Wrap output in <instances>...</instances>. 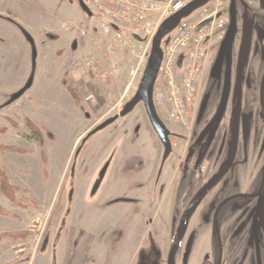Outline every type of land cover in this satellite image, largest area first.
Wrapping results in <instances>:
<instances>
[{
    "label": "rangeland",
    "instance_id": "rangeland-1",
    "mask_svg": "<svg viewBox=\"0 0 264 264\" xmlns=\"http://www.w3.org/2000/svg\"><path fill=\"white\" fill-rule=\"evenodd\" d=\"M82 1L91 16L84 12L80 0H0V129L6 131L4 126L15 127L13 132L18 136L14 139L20 143L23 130H30L26 120H31L41 131L43 143L46 142V148L38 157L43 160L46 172L44 192H37L34 180L28 184L29 190H20L10 183L17 188L14 198H9L7 208L0 205L5 210L0 214V264H72L74 260L75 264H167L183 211L226 160L231 132V94L238 72L240 40L244 37L242 27L252 28L253 36L246 48L247 74L252 82L246 87L243 114H258L255 94L264 69V51L256 46L254 33L255 27L264 20V12L257 0H231L240 7L239 22L233 34L236 40L228 33V23L223 28L224 34L222 28L218 29L211 38L206 37L196 51L182 50L171 70L162 64L154 99L160 117L172 132L173 143L171 154L164 159V147L151 128L142 103L128 116L119 115L140 84L151 52L150 35H137L140 37L137 39L129 25L127 28L118 25L115 30L108 15L102 14L101 6L108 1ZM218 2L220 6H216ZM230 3L229 0H211L194 13L195 16L203 12L207 15L218 7L226 24L230 18ZM107 30L109 39L103 48L117 57L113 63L105 65L98 59L104 49L98 54L96 37ZM90 34L95 39L90 44L83 42ZM34 38L54 42L63 39L68 54L73 53L70 57L86 62L92 79L95 67V75L105 76L112 88L116 84L120 86L116 101L95 103L89 128L74 147V140L84 127L85 115L62 93L60 63L55 64V69L48 66L47 72H36V44L30 43ZM48 48L46 55L50 61L54 43ZM215 59L220 62L218 70L213 68ZM63 83L80 96L68 81L64 79ZM27 90L33 96L28 100ZM225 97L226 108L220 114ZM101 108H107V113L102 114ZM29 117L52 128L54 134L49 130L43 133ZM100 134L96 141L95 136ZM34 136L31 132L28 139L36 140ZM20 144L28 147L33 157L36 145ZM91 144L94 148L90 153L87 148ZM99 148L103 149L102 159L98 158ZM16 150L24 152L20 148ZM47 151L52 158V175L66 157L59 182L46 171ZM238 170L237 163L189 214L175 264H216L215 208L222 198L236 191H247L251 184L241 182L233 189L232 175ZM123 173L130 175L126 179L135 181L133 190L119 177H124ZM124 194L136 195L128 198L122 196ZM173 196L170 223L168 205ZM151 205H155V211H149ZM248 205L244 202L241 208L234 209L236 215L225 210L221 216L222 264H264V211L255 209L253 203V208L251 203ZM246 207L251 217L246 218ZM139 217L146 222L148 218L154 221L153 228L146 231ZM248 235L255 244L245 242Z\"/></svg>",
    "mask_w": 264,
    "mask_h": 264
},
{
    "label": "crops",
    "instance_id": "crops-1",
    "mask_svg": "<svg viewBox=\"0 0 264 264\" xmlns=\"http://www.w3.org/2000/svg\"><path fill=\"white\" fill-rule=\"evenodd\" d=\"M55 17H56V15H55ZM102 24L104 25V23H102ZM112 25L115 28V30L118 29L116 27L118 25H114V24H112ZM108 33H109V31L107 30V31H101V33L97 34L96 38H98V41H96V43L99 44L98 49H100L98 51V54L101 53V50L104 49L103 45L105 44V41H107V39H109ZM31 34L33 35V32H31ZM34 39L35 40L32 39L34 42L32 43L30 41V43L36 44V50L34 52V54H35L34 63H36V66H35V64L33 65L36 68V72L37 71H39L38 73L47 72L49 70L48 66L55 69L56 68L55 64L60 63L58 72H59V80H60V87L62 88V93L64 94V97H66L67 99H70L72 101V103L74 104V107L76 108V110L78 112L85 115L84 127L82 128L79 135L76 136L74 143H73V147H74V145L78 142V140L81 138V136L84 135L89 128L87 126L93 117L91 112H92V109L95 107V103L100 104L102 102H107V101L108 102L116 101L118 99L117 97L120 94V91H119L120 86L118 84H116L114 86V88H112L111 82L105 76L98 77L97 75H95L97 73L95 67H93L94 68V78L92 79L91 75L88 73L86 62H84L83 60H80L78 58L70 57L73 55V53L70 52L68 54V50L63 46V39H59V41H57V42L47 41L46 38L44 40L42 38H39V39L34 38ZM80 39H82V37ZM94 39H95V36H92L90 34L89 37L83 38V42L86 41L87 44H90V42ZM51 42L54 43V48H53L52 53H51L52 59L49 61V60H47L46 53L49 52L48 47H49ZM61 50H63V52L59 53ZM103 51H104V53H106L107 56L104 53L102 54V56H98L99 57L98 59H100V61L102 60L101 63L103 64L105 62V65H106V63H109V64L113 63V61L115 60V58L117 56H113V53L112 54L107 53L105 49ZM94 55H95V61L97 62L98 61L97 56L95 53H94ZM32 67H31V70H33ZM64 79L66 81H68V84L71 87L76 89V91L77 90L79 91L80 96H75L70 92V90L67 88V86H65V84L63 83ZM33 86H34V84L31 85V87L29 89H31ZM28 90L26 91V92H28V96H29L27 98V100L29 98L33 97L32 94H30V91H28ZM26 92H25V94H26ZM122 98H123V95H121L120 100ZM30 119H32V118H30ZM33 121L41 127V130L43 131V133L45 132V130H49L54 134L53 129L46 126L44 123H41V122L35 121V120H33ZM4 127L7 130L4 131L2 134H0V166H1L2 170L9 177L10 183L12 185L18 187L20 190L21 189H26V190L31 189L28 184H30L34 180L35 184H36L35 189H37V192L42 191L41 192V194H42L44 192L42 189V186L45 182V173L46 172L44 171L45 167H44L43 160L41 161V159H38V157H39L42 149L44 150V148H46V142H45V144L42 143L43 144L42 145V144H39V142L37 140L28 139L29 137H31L30 130H28V131L23 130L24 131L22 133L23 135L20 136V138L21 137H23V138L20 139V143L29 144V142H31L33 145H36L37 150L35 151V153L33 154V157H32L31 156L32 152H30L31 150L28 149V147L23 146L20 143H17V141L15 140V139H17L15 136L16 135L18 136V133L13 132L16 130L15 127H11L10 125L4 126ZM12 133H14V134H12ZM132 134H134V133H132ZM100 137H101V134L98 136H95L96 141L98 139H100ZM117 142H118V140L116 141V143ZM44 145H45V147H44ZM92 145L93 144H91V147L87 148V150L90 151V153L92 152V150L94 148V147H92ZM12 148H14V149H12ZM18 148L24 150V152L20 153L19 151L16 150ZM99 149H100L99 150L100 153L98 154V158L100 159L101 151H103V149L102 148H99ZM14 151H17V152H14ZM34 155H36V156L34 157ZM46 156H47V160L45 162L46 171L48 173L51 172V174L49 176L50 177L53 176L55 178L54 179L55 182L56 181L59 182V180L61 178V173L63 171L62 167H64L66 164V157H65V161H63L60 168L57 169L56 171H54L53 175H52V169H50V167L52 168L51 154H49V152H48V153H46ZM106 157H104L103 160L106 159ZM101 159H102V157H101ZM94 164H96V163H94ZM96 165L98 166L99 164H96ZM100 165H102V161L100 162ZM108 172H109V168H108ZM123 175H124V177L123 176H119V177L124 180L125 184L128 183V185H131V190H133L132 185L135 181H131V180L126 179L127 176H130V175H127L126 173H123ZM39 177H40V180H39ZM128 185L126 186L127 188H128ZM125 195L128 198H135L134 196L136 194H133V195L124 194L122 196H125ZM8 202H10V199L7 198V196L1 192L0 193V205L3 206V208H7ZM174 202H175V199L173 196L171 199V202H170L171 204L168 205V210H169L168 214H169L170 223L172 221L171 216L173 214ZM121 208L124 210L123 207H121ZM148 209H149V211L151 209L155 211V205H151L150 207H148ZM139 220L142 221L143 224L141 226L142 227L144 226L143 228L146 231H149L151 229V227L153 228V225L155 223L154 221H150L149 218H148L147 222L143 219V217H139ZM135 228H136V226H135ZM72 264H75V260L72 262Z\"/></svg>",
    "mask_w": 264,
    "mask_h": 264
},
{
    "label": "flooded vegetation",
    "instance_id": "flooded-vegetation-1",
    "mask_svg": "<svg viewBox=\"0 0 264 264\" xmlns=\"http://www.w3.org/2000/svg\"><path fill=\"white\" fill-rule=\"evenodd\" d=\"M229 1L231 2L229 4V10H230L229 12H230V14H228L230 16V18H229V22H227L225 24V26H227V24L230 23L229 27H228V33H229V35L231 34V36H233V34L236 33L237 22H239L240 15L237 14V13H238V10L240 9V7L238 6V4L236 2H233L231 0H229ZM257 2H258V7L264 12V8L261 7L260 1L257 0ZM255 30L256 31L254 33V38L256 40V46L258 47V45H259V47H262L261 48V52H263L264 51V20L259 26L255 27ZM225 32H226V30H225ZM242 33H244V37L241 38L240 45H239L240 54H239V58H238V72H237V75H236V78H235V81H234V87H233V91H232V94H231L232 112H231L230 142H231V135H232L233 114H234V110H235L236 103H237V95L235 94V89H236L237 77H238L239 71H240V69H242L243 76H242V81H241V87H242V89H241V91H242V94H241V110H240V115H239V128H238V134H237V147H236V152H235V156H234L233 162H232V164H231V166H230V168H229V170H228V172L226 174H228L232 170V168L235 166V164L238 163L240 170H238L237 174L233 173V175H232V177H233L232 178L233 179L232 180L233 189L235 188V186L237 184H240L241 182L250 181L251 184H250L249 189L247 188L248 189L247 191H236V192H233L232 194H229L228 196H225L224 198H222V200L227 198V197H229V196L237 195V194H240V193L249 194V195L257 193L259 191L260 187H261V182H262L263 175H264V69L261 72L260 78H259V90H258V93L255 94V99L258 102V106H257L258 107V114L257 115L256 114L255 115H251V114H248V115L245 114L244 115L243 114V110H244V106H245V100H246V97H247V95H246V91H247L246 87L249 88L251 86V82H252L251 78L247 74V68L249 66V62L245 61V59H247L246 58V55H247V49L246 48H248V45H249V43H251V40L253 38V36H252V28H250L248 30L247 27H242ZM234 40H236V38L233 36V41ZM258 60H259L258 57H256L255 58L256 64L259 63ZM219 63H220L219 60H217V59L214 60L213 68L215 70H218ZM226 102L227 101H226V97H225L223 102H222V104H225L224 110L226 108ZM222 104H221V106H222ZM220 109H221V107H220ZM220 109H219V113H220ZM122 110H123V108H122ZM224 110L220 114H222L224 112ZM132 112H130V113H132ZM129 114H127L125 116H122V117H126ZM148 120H149V118H148ZM149 123H150V121H149ZM151 128H152V126H151ZM169 130H170V128H169ZM171 136H172V132L170 130V140H171ZM171 144H172V150H173L172 141H171ZM172 150H171V152H172ZM228 151H229V149H228ZM171 152H170V154H171ZM169 155L165 157L164 156V152H163V158L164 159L168 158ZM227 155H228V153H227ZM226 158H227V156H226ZM237 159H239V161ZM257 167H259V169L255 172L254 170ZM226 174L222 178H224L226 176ZM197 177L200 178V176H197ZM240 179H244V180L241 181ZM220 180L218 182H220ZM218 182L216 184H218ZM222 200H220V202ZM244 202H246L247 205L251 203L252 208H253V205H252V203H253V204H255V209H259V210L263 209V211H264V188H263V191L261 192V194L259 196H257V197L247 198V199L238 197V198L232 199L228 204H226L221 209L220 214H219V225H221L220 224V219L222 218L221 216H222V214H223V212L225 210H228V211L231 212V214L236 215L233 212L234 209L241 208L242 204ZM219 203L217 204V206L219 205ZM183 213H184V211H183ZM183 213H182V215H183ZM245 214L247 215L246 218H248V215L250 216V211H249L248 207L245 208ZM238 217L239 216H237V218ZM238 219L234 218V222L235 221L237 222ZM180 220H181V218H180ZM179 226H180V223H179ZM214 231H215V229H214ZM220 232H221V230H220ZM215 236H216V233H215ZM244 240H245V242L246 241L249 242V244H251V245L255 244V241L252 242V239L250 241V236L249 235H248V238L244 239ZM216 242H217V246H218V256H217V260H216V264H217V261H218L219 255H220V248H219L220 246H219V242L217 240V236H216ZM221 248H222V238H221ZM223 254H224V252H223V248H222V260H223ZM148 264H150V262ZM167 264H168V260H167ZM174 264H175V258H174Z\"/></svg>",
    "mask_w": 264,
    "mask_h": 264
},
{
    "label": "water",
    "instance_id": "water-1",
    "mask_svg": "<svg viewBox=\"0 0 264 264\" xmlns=\"http://www.w3.org/2000/svg\"><path fill=\"white\" fill-rule=\"evenodd\" d=\"M211 0H191L184 6L181 10L175 12L174 14L170 15L166 19L162 21V23L157 28L153 38H152V47L151 52L146 63L145 70L143 72V76L141 78L140 84L138 86L137 91L133 95V97L125 104L123 110L120 112V116H125L132 112L135 107L142 103L144 105L145 111L149 118L150 124L155 131L156 135L158 136L159 140L162 142L164 146V156H168L172 150V144L170 140V130L165 124V122L160 117L154 99V92L155 86L158 78V74L161 69L162 61H163V48L162 44L165 41L166 37L173 32L182 19L190 16L195 11L201 9L202 7L206 6ZM260 5L264 8V0H259ZM80 4L82 9L89 15H92L90 9L87 5L80 0ZM137 39H140L139 36L136 35ZM243 71L240 69L238 77H237V84L235 89V94L237 95V103L233 114V123H232V135H231V142L229 145L228 155L225 161L224 166L222 169L215 173L193 196V198L188 203V206L184 210V213L180 220V226L175 234L174 240L172 242L169 256H168V264H174V258L176 251L180 245L182 236H183V225L192 212L196 204L200 201L203 195L212 188L229 170L237 147V134L239 128V115L241 110V94H242V81ZM225 104H222L220 113L224 110ZM264 188V175L261 182V187L259 191L255 194H244L240 193L237 195L229 196L223 199L219 205L216 207L214 215H213V227L215 229V233L217 236V240L219 242L220 248V255L217 261V264H222V248H221V232H220V225H219V214L221 209L228 204L232 199L235 198H253L257 197L261 194Z\"/></svg>",
    "mask_w": 264,
    "mask_h": 264
},
{
    "label": "built area",
    "instance_id": "built-area-1",
    "mask_svg": "<svg viewBox=\"0 0 264 264\" xmlns=\"http://www.w3.org/2000/svg\"><path fill=\"white\" fill-rule=\"evenodd\" d=\"M93 2H106L104 6H101V9L102 14L108 15L110 24L126 28L131 26L134 34L150 35V40H152L160 23L186 6L188 0H93ZM216 6H219V2ZM195 14L182 19L165 41L163 64L168 65V70H171L177 55L182 50L189 48L196 51L206 37L211 38L213 33L220 28H222L223 34L225 33L224 18L218 7L207 15H204V12L198 16ZM217 21L220 23L217 24ZM154 25L155 27H153ZM204 30H208V32L204 33ZM219 37L222 38L223 35H219ZM192 54L193 51H191V56ZM189 80L190 78H187V81ZM106 109L102 108L101 113L106 114L108 111Z\"/></svg>",
    "mask_w": 264,
    "mask_h": 264
},
{
    "label": "trees",
    "instance_id": "trees-1",
    "mask_svg": "<svg viewBox=\"0 0 264 264\" xmlns=\"http://www.w3.org/2000/svg\"><path fill=\"white\" fill-rule=\"evenodd\" d=\"M70 92L76 96L75 91L72 88H69ZM110 123V122H109ZM26 124L28 128L31 130L32 135H35V139L39 141L41 144L43 143V135L41 131L36 128L35 124L31 120H26ZM5 131L4 128L0 129V132ZM52 137V135H51ZM0 191L6 195L8 198L13 199L17 188L12 186L9 182V178L6 173L0 168ZM5 212L3 208L0 206V214Z\"/></svg>",
    "mask_w": 264,
    "mask_h": 264
},
{
    "label": "bare ground",
    "instance_id": "bare-ground-1",
    "mask_svg": "<svg viewBox=\"0 0 264 264\" xmlns=\"http://www.w3.org/2000/svg\"><path fill=\"white\" fill-rule=\"evenodd\" d=\"M159 27V26H158Z\"/></svg>",
    "mask_w": 264,
    "mask_h": 264
}]
</instances>
